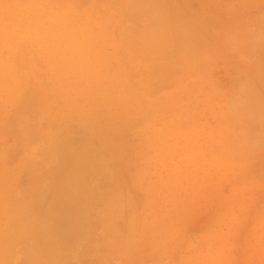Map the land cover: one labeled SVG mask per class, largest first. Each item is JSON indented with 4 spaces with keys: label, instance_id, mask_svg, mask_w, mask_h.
Returning <instances> with one entry per match:
<instances>
[{
    "label": "clouds",
    "instance_id": "obj_1",
    "mask_svg": "<svg viewBox=\"0 0 264 264\" xmlns=\"http://www.w3.org/2000/svg\"><path fill=\"white\" fill-rule=\"evenodd\" d=\"M0 264H264V0H0Z\"/></svg>",
    "mask_w": 264,
    "mask_h": 264
}]
</instances>
